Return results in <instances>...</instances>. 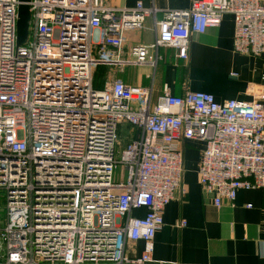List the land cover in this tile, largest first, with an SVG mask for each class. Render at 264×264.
I'll list each match as a JSON object with an SVG mask.
<instances>
[{
	"label": "built area",
	"instance_id": "built-area-1",
	"mask_svg": "<svg viewBox=\"0 0 264 264\" xmlns=\"http://www.w3.org/2000/svg\"><path fill=\"white\" fill-rule=\"evenodd\" d=\"M20 4L0 0V264L153 261L165 208L187 192L182 141L205 143L199 180L216 206L234 205L241 188L264 189L263 88L252 100L223 101L165 88L152 103L153 86L115 77L94 87L97 65L156 67L162 47L187 60L191 34L220 26L227 13L235 50L264 53V0H194L160 20L143 0L132 8L30 0L18 45ZM150 17L154 41L125 51L127 33L144 30ZM124 125L132 137L117 159ZM118 164L127 175L115 181Z\"/></svg>",
	"mask_w": 264,
	"mask_h": 264
},
{
	"label": "crops",
	"instance_id": "crops-1",
	"mask_svg": "<svg viewBox=\"0 0 264 264\" xmlns=\"http://www.w3.org/2000/svg\"><path fill=\"white\" fill-rule=\"evenodd\" d=\"M104 1L117 8H132L138 0ZM193 1L143 0L145 6L159 10L157 20L162 19L166 10L190 8ZM127 36L125 51L136 42L154 41V17L147 19L144 30L128 32ZM234 36V16L224 14L220 26L191 34L187 60L178 59L174 48L162 47L159 53L163 59L156 67L127 65L120 70L112 67L106 80L117 77L127 84L153 86L152 103L164 94L165 88L175 95L188 90L205 91L218 101L252 100L256 91L264 89V53L237 52ZM131 137L128 129L127 141ZM181 145L187 192L166 206L164 224L154 240L153 261L147 264H264V189L241 188L234 205L224 200L221 206H216L199 180L205 143L195 139L182 141ZM145 211L141 209L134 214L142 215ZM182 221L185 226H179ZM143 247V242H138L136 253L140 254Z\"/></svg>",
	"mask_w": 264,
	"mask_h": 264
},
{
	"label": "water",
	"instance_id": "water-1",
	"mask_svg": "<svg viewBox=\"0 0 264 264\" xmlns=\"http://www.w3.org/2000/svg\"><path fill=\"white\" fill-rule=\"evenodd\" d=\"M30 0H21L19 6V19H18V45L25 42L28 35L29 20L31 18L30 6L28 4Z\"/></svg>",
	"mask_w": 264,
	"mask_h": 264
},
{
	"label": "rangeland",
	"instance_id": "rangeland-1",
	"mask_svg": "<svg viewBox=\"0 0 264 264\" xmlns=\"http://www.w3.org/2000/svg\"><path fill=\"white\" fill-rule=\"evenodd\" d=\"M125 126V125H124ZM128 139V129L124 128V137L121 136V142L118 147L117 159H121V151L126 146V140ZM127 175V170L124 164H118L116 170L114 171V180L120 181L121 179H125ZM5 202L0 200V225L3 224L4 214H5Z\"/></svg>",
	"mask_w": 264,
	"mask_h": 264
},
{
	"label": "trees",
	"instance_id": "trees-1",
	"mask_svg": "<svg viewBox=\"0 0 264 264\" xmlns=\"http://www.w3.org/2000/svg\"><path fill=\"white\" fill-rule=\"evenodd\" d=\"M112 66L109 65H97L95 70H94V87L95 88H101L103 86V83L106 81L108 78V74L111 71ZM126 129L130 128V125H126ZM120 135H124V130L120 131ZM127 141V140H126Z\"/></svg>",
	"mask_w": 264,
	"mask_h": 264
}]
</instances>
